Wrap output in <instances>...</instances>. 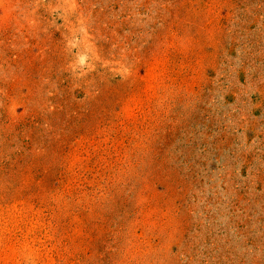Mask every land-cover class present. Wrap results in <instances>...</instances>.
Wrapping results in <instances>:
<instances>
[{
  "label": "rangeland",
  "instance_id": "rangeland-1",
  "mask_svg": "<svg viewBox=\"0 0 264 264\" xmlns=\"http://www.w3.org/2000/svg\"><path fill=\"white\" fill-rule=\"evenodd\" d=\"M0 264H264V0H0Z\"/></svg>",
  "mask_w": 264,
  "mask_h": 264
}]
</instances>
